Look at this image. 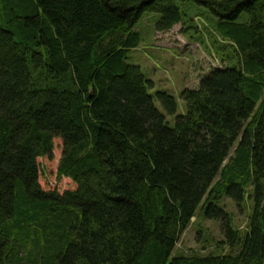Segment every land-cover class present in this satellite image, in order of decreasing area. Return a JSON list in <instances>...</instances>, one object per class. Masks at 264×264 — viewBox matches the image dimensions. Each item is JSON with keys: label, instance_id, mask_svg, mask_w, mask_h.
Wrapping results in <instances>:
<instances>
[{"label": "trees", "instance_id": "obj_1", "mask_svg": "<svg viewBox=\"0 0 264 264\" xmlns=\"http://www.w3.org/2000/svg\"><path fill=\"white\" fill-rule=\"evenodd\" d=\"M187 1L224 66L178 114L126 59L145 12L201 21ZM201 205L229 251L174 255ZM0 264H264V0H0Z\"/></svg>", "mask_w": 264, "mask_h": 264}, {"label": "rangeland", "instance_id": "obj_2", "mask_svg": "<svg viewBox=\"0 0 264 264\" xmlns=\"http://www.w3.org/2000/svg\"><path fill=\"white\" fill-rule=\"evenodd\" d=\"M180 5L186 21H192L196 17H199L201 21L196 20L198 24L194 21L187 24L180 23L168 32H158L156 24L160 15L150 11L145 12L134 29L141 35L140 45L131 49L126 59L128 64L139 66L145 76L153 82L154 86L149 90L151 95H155L158 91H165L177 98L178 114H182L185 109V104L180 97L181 92L185 88L198 89L204 76L211 70L224 66L212 49L214 37L210 33H212L213 20L210 17L207 18L211 15L209 10L192 1L180 3ZM205 23L209 27L208 31H206ZM155 104L162 113L166 114L158 101H155ZM167 117L169 122L174 124L175 118ZM61 151V142L57 140L55 160L43 161L45 177L52 186L55 185L53 173L56 171L57 159ZM58 186L60 189L73 187L67 180H61ZM218 205L233 215L235 227L244 236L250 204L243 203L240 209L232 199L224 198ZM223 227L220 220L209 219L201 205L190 227L177 244L174 255L228 252L229 248L220 244L225 240Z\"/></svg>", "mask_w": 264, "mask_h": 264}]
</instances>
